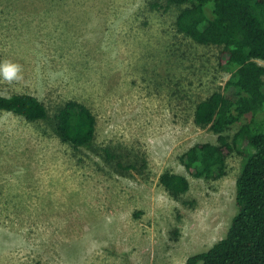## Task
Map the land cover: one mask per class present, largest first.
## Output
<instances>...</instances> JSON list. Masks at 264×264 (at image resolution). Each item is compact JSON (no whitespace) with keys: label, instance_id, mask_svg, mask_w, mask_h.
Masks as SVG:
<instances>
[{"label":"rangeland","instance_id":"1","mask_svg":"<svg viewBox=\"0 0 264 264\" xmlns=\"http://www.w3.org/2000/svg\"><path fill=\"white\" fill-rule=\"evenodd\" d=\"M182 8L0 0V65L21 69L11 82L0 76V95H33L51 114L74 101L95 117L93 141L74 147L0 111V264H185L226 235L243 155L234 150L214 179L194 178L180 157L216 143L193 113L230 74L220 47L177 30ZM165 172L188 191L170 195Z\"/></svg>","mask_w":264,"mask_h":264},{"label":"trees","instance_id":"2","mask_svg":"<svg viewBox=\"0 0 264 264\" xmlns=\"http://www.w3.org/2000/svg\"><path fill=\"white\" fill-rule=\"evenodd\" d=\"M166 5L183 6L177 30L198 44L220 47L219 64L230 74L222 92L198 102L193 113L197 126L217 135L216 143L190 147L181 165L194 178L214 179L234 150L243 155L235 182L236 213L226 235L185 264H264V66L259 64L264 62V0H166ZM0 111L42 122L74 147L88 146L95 136V117L78 102L68 101L51 114L33 95H0ZM234 126L228 141L224 133ZM159 183L173 197L189 188L184 176L169 172Z\"/></svg>","mask_w":264,"mask_h":264},{"label":"clouds","instance_id":"3","mask_svg":"<svg viewBox=\"0 0 264 264\" xmlns=\"http://www.w3.org/2000/svg\"><path fill=\"white\" fill-rule=\"evenodd\" d=\"M21 69L18 65L11 64L5 62L0 65V76L4 78V80L11 82L14 79H19V73Z\"/></svg>","mask_w":264,"mask_h":264}]
</instances>
